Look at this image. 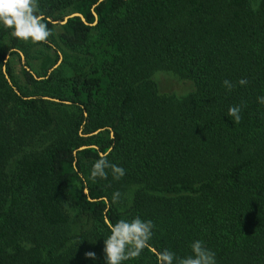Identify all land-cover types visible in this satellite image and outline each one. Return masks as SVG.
<instances>
[{"label": "trees", "instance_id": "obj_1", "mask_svg": "<svg viewBox=\"0 0 264 264\" xmlns=\"http://www.w3.org/2000/svg\"><path fill=\"white\" fill-rule=\"evenodd\" d=\"M39 9L52 35L33 43L37 78L27 64L14 80L7 56L19 48L29 58L30 46L0 25V264H106L107 222L134 216L154 222L153 237L123 264H158L164 249L186 257L195 240L217 264H264V0ZM72 13L85 22L55 31L52 21ZM53 45L63 58L50 71ZM157 71L183 88L160 90ZM241 102L236 123L228 108ZM105 152L126 174L93 182ZM116 191L120 203L130 194L126 208L112 202Z\"/></svg>", "mask_w": 264, "mask_h": 264}, {"label": "clouds", "instance_id": "obj_2", "mask_svg": "<svg viewBox=\"0 0 264 264\" xmlns=\"http://www.w3.org/2000/svg\"><path fill=\"white\" fill-rule=\"evenodd\" d=\"M0 25L11 30V35L24 42L45 43L52 35L48 27L47 18L40 13L39 0H0ZM240 85H246L247 80L238 81ZM223 86L229 91L235 87L229 80L223 81ZM260 104H264V96L257 98ZM233 105L228 108V116L238 123L241 120L242 107ZM109 152L101 153L93 164L90 178L95 182L97 178L107 179L108 171L114 180H120L126 170L108 160ZM121 193L116 191L112 195V202L120 201ZM110 234L104 240V252L106 254V264H123L124 261L138 258L145 248H149V241L153 237L155 224L152 220L142 219L134 216L131 219H119L115 224L107 222ZM191 255L177 257L176 254L164 249L158 252V264H217L215 252L204 245L201 240H195L191 244ZM88 256H94L88 253Z\"/></svg>", "mask_w": 264, "mask_h": 264}, {"label": "rangeland", "instance_id": "obj_3", "mask_svg": "<svg viewBox=\"0 0 264 264\" xmlns=\"http://www.w3.org/2000/svg\"><path fill=\"white\" fill-rule=\"evenodd\" d=\"M52 22H57V23H53V24L55 27V31H58L59 26H60V24H59L60 21L55 20ZM3 43L5 45H7L9 43V37H6L4 39V42L2 41V44ZM24 44H26L27 48L30 46V52H29L30 54H28L29 58H26L25 52L19 48H14L13 51L10 54H8V56H7L8 61L10 63L12 76L17 83L23 82L22 70L24 69V67H27V64L30 65V69H32L31 72L35 77H36L35 72H37L39 70L38 67L40 64V59H36V58H32V57L38 56V51L40 49V45H34L33 46V43L31 41L24 42ZM54 48L57 50L59 58H60V62H61V60L63 58L62 53L57 47L54 46ZM153 78L159 84L160 90H162L164 92H176V91L181 90L183 88V85L181 84L180 81H177L175 79L173 80L171 75L166 73V72L157 71L154 73ZM174 88H176V89H174ZM102 130L100 129V131H102ZM109 131H110V135H112L111 130H109ZM92 133L93 132H91L87 136H93V135H91ZM94 135H96V134H94ZM121 200H122V202L121 203L119 202V208L124 209L129 205L130 194H128V192L124 193L122 195Z\"/></svg>", "mask_w": 264, "mask_h": 264}, {"label": "water", "instance_id": "obj_4", "mask_svg": "<svg viewBox=\"0 0 264 264\" xmlns=\"http://www.w3.org/2000/svg\"><path fill=\"white\" fill-rule=\"evenodd\" d=\"M74 16H78V17H80L81 20L85 22V20H84V18L82 17V15H80V14H78V13H72V14H69V15L64 16V17L62 18V21L59 22V24H60V25L65 24L66 21H67L69 18L74 17ZM53 23H57V22H53ZM59 62H60V59H59V61L57 62V64L54 65V66L50 69V71H51L53 68H55V67L59 64ZM35 78H36V77H35ZM53 100H54V99H53ZM54 101H57V100H54ZM98 132H100V130L94 131L91 135L97 134ZM92 147H93V146H92ZM82 148H85V147H81L80 149H82ZM84 192L86 193L87 190L85 189ZM153 251H154V250H153Z\"/></svg>", "mask_w": 264, "mask_h": 264}]
</instances>
